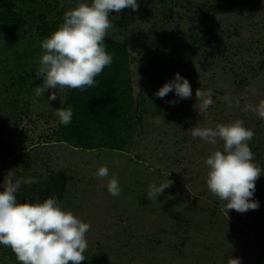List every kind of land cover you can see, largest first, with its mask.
Returning <instances> with one entry per match:
<instances>
[{"label": "rangeland", "instance_id": "rangeland-1", "mask_svg": "<svg viewBox=\"0 0 264 264\" xmlns=\"http://www.w3.org/2000/svg\"><path fill=\"white\" fill-rule=\"evenodd\" d=\"M48 1L62 9L61 17L86 3ZM210 1L137 0L138 11L110 12L115 27L108 36L127 43L132 94L140 109L128 150L111 154L106 149L83 151L51 144L39 147L29 162L21 158L0 164V192L9 170L17 179L36 178L35 184L21 185L24 192L46 185L41 172L65 171L69 179L60 205L90 224L87 259L81 264H228L231 257L240 258V264H264V171L254 182L258 209L242 214L228 210L226 215V202L206 185L204 161L212 146L190 134L194 126L214 128L242 120L255 134L248 142L253 162L264 170V120L245 110L264 101V0H250L241 11L216 14L213 30L203 33V5ZM56 18L57 14L48 15ZM8 42V34L0 31V131L19 151L55 124L56 110L69 89H49L37 97L35 88L43 77L35 78L30 87L11 86L10 71L24 60L15 52L23 53L24 46ZM41 42L31 44L40 46L34 60L38 63L44 53ZM26 61L30 70L29 58ZM174 73L189 81L192 96L170 105L168 101L177 99L174 92L163 99L155 93L174 79ZM198 88L213 93L214 103L206 113L199 112ZM53 91L57 99L49 101ZM157 117L164 123H155ZM216 147L222 148V142ZM101 166L109 169L107 178H97ZM113 177L122 189L119 197L107 191ZM166 178L173 181L171 187L157 201L149 199V186ZM6 248L0 247V264H17L12 251L2 256Z\"/></svg>", "mask_w": 264, "mask_h": 264}, {"label": "clouds", "instance_id": "clouds-1", "mask_svg": "<svg viewBox=\"0 0 264 264\" xmlns=\"http://www.w3.org/2000/svg\"><path fill=\"white\" fill-rule=\"evenodd\" d=\"M131 8L138 11L137 0H92V3H80L74 9L64 13L63 22L49 37L41 42L44 53L39 58L36 77H43V83L36 86L37 97L49 89H79L97 85L96 77L110 66L113 60L106 51L105 38L114 28L110 12L119 13ZM169 92H174L175 105L181 99L192 96L189 81L179 73L174 79L164 83L155 96L163 99ZM212 91L196 89L195 97L199 102L200 113H206L214 103ZM57 99V91L48 95V100ZM223 100L231 104L228 96ZM239 106V101L236 102ZM246 111H252L264 120V101L258 105H247ZM56 115L62 125L72 122L73 110L57 108ZM155 123H164L161 117ZM193 138H200L212 146L205 158L207 166L206 185L209 192L226 202L228 210L245 213L256 210L259 202L254 199L255 181L262 175V170L254 161V153L249 143L254 132L244 127L242 120L230 124H217L212 127L194 126L190 129ZM222 142V148L216 145ZM168 177L169 172L163 173ZM98 179L109 176V169L101 166L96 172ZM35 177L15 178L8 171L0 192V245L9 247L20 264H81L87 258L84 253L88 248L86 233L90 224L82 221L73 212L61 207L53 196L42 203H18L16 193L22 184H35ZM173 181L165 179L159 185L152 184L148 189V198L157 201V197ZM107 191L113 197H119L122 189L115 177L107 183ZM172 198L171 196L167 197ZM228 264H240V258H230Z\"/></svg>", "mask_w": 264, "mask_h": 264}, {"label": "trees", "instance_id": "trees-1", "mask_svg": "<svg viewBox=\"0 0 264 264\" xmlns=\"http://www.w3.org/2000/svg\"><path fill=\"white\" fill-rule=\"evenodd\" d=\"M248 2L250 0H212L204 3L201 21L204 25L200 31L205 33L213 30L216 14L224 10L241 11ZM91 3L92 0H86L85 4ZM58 8L56 3L50 4L48 0H0V31L8 34L9 42L6 44L24 46L23 53L15 52L17 57L24 60L22 59L20 65L18 63V69L10 71L11 86L30 87L34 84L39 64L34 60L41 51L39 45L33 48L31 44L38 40L43 41L62 24V9ZM52 14H57L56 20L48 19V15ZM203 37L195 38L204 40ZM104 42L107 45L106 51L113 57L111 65L96 77L95 87H87L84 91L69 89L68 95L60 105V108H72V122L64 126L57 116L55 124L49 127L47 132L40 134L35 140L29 139L19 151L0 131V164L9 165L21 158L29 162L39 147L51 144H64L72 150L106 149L107 152H113L111 154L128 150L129 137L133 135L131 131L135 119L139 116L137 112L140 111L132 94L129 51L125 39L117 40L107 36ZM27 58L31 65L30 70L26 67ZM159 63V67L164 68L165 63ZM40 175L47 179L46 185L31 192H24V189L22 191L20 188L16 193L19 202L42 203L45 199L55 196L61 204L69 179L65 171L48 170ZM8 250L12 251L7 247L2 256L8 254ZM16 263L20 264L19 261Z\"/></svg>", "mask_w": 264, "mask_h": 264}]
</instances>
